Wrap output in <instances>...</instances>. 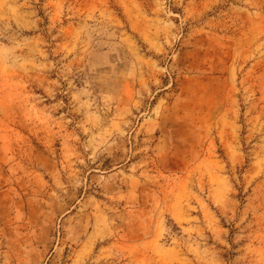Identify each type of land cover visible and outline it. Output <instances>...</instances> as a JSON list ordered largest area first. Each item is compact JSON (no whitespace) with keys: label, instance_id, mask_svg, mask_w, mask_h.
Returning a JSON list of instances; mask_svg holds the SVG:
<instances>
[{"label":"rangeland","instance_id":"rangeland-1","mask_svg":"<svg viewBox=\"0 0 264 264\" xmlns=\"http://www.w3.org/2000/svg\"><path fill=\"white\" fill-rule=\"evenodd\" d=\"M0 264H264V0H0Z\"/></svg>","mask_w":264,"mask_h":264}]
</instances>
